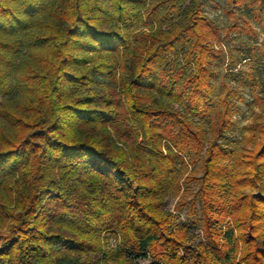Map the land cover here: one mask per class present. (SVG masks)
Instances as JSON below:
<instances>
[{
    "label": "trees",
    "instance_id": "trees-1",
    "mask_svg": "<svg viewBox=\"0 0 264 264\" xmlns=\"http://www.w3.org/2000/svg\"><path fill=\"white\" fill-rule=\"evenodd\" d=\"M205 3L0 0V264H264V0Z\"/></svg>",
    "mask_w": 264,
    "mask_h": 264
},
{
    "label": "rangeland",
    "instance_id": "rangeland-1",
    "mask_svg": "<svg viewBox=\"0 0 264 264\" xmlns=\"http://www.w3.org/2000/svg\"><path fill=\"white\" fill-rule=\"evenodd\" d=\"M224 3V0H206V3L204 4V13L207 15L209 18L213 19L219 24L222 25L225 22V18H227L223 12H222V5ZM253 24V23H252ZM254 25V24H253ZM261 27H255L252 32L249 31V33H242V36L244 38H248L249 35L255 36L256 38V43L257 44H262L264 45V32H262ZM238 34H232L231 37L232 39L234 37H237ZM227 55L225 57L226 61H229L230 57L232 56L237 63L235 64V68L233 71H237L239 68H241L245 72H249V64L247 62H242L239 61L241 57V53L238 51L241 48V45L238 43L237 40H231L228 45L226 44L225 46ZM225 65L222 66V68L219 70L221 73H225L224 70ZM219 79L216 81V83L219 85ZM240 95L242 97V100H240L238 103L239 106V111L235 114L234 119L237 122V128L234 130V132H230L227 135V138L224 140V143L233 141V143H236L239 141L240 134L242 128L249 123V113L246 110V101H248L251 96H250V88H244L243 90L240 91ZM236 99V98H235ZM237 144V143H236ZM235 144V145H236ZM234 145V144H233ZM192 166H188L187 172L191 170ZM192 173L194 174L195 178L192 181H189L188 183L181 182V190L187 189L184 194V198L186 201H190L192 196L198 191L199 188V175H200V163L196 164V167L192 170ZM177 199L170 198L166 204V208L172 211L176 216L178 221H181L186 224H190V236H188V240L186 242L187 246H193L197 243V241L201 238V229L199 225V217L200 213L198 211V204H196V214L195 217H192L190 219H187L186 212H187V207L184 205L181 209L176 210L175 203ZM196 221L191 222V221ZM104 248H111L116 245V239L113 235H110L108 233L104 234Z\"/></svg>",
    "mask_w": 264,
    "mask_h": 264
}]
</instances>
